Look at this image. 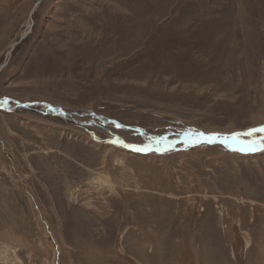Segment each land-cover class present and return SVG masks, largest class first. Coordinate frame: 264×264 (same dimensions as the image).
Returning a JSON list of instances; mask_svg holds the SVG:
<instances>
[{
	"label": "rangeland",
	"instance_id": "1",
	"mask_svg": "<svg viewBox=\"0 0 264 264\" xmlns=\"http://www.w3.org/2000/svg\"><path fill=\"white\" fill-rule=\"evenodd\" d=\"M260 124L264 0H0V264H264V150L177 135Z\"/></svg>",
	"mask_w": 264,
	"mask_h": 264
},
{
	"label": "snow or ice",
	"instance_id": "2",
	"mask_svg": "<svg viewBox=\"0 0 264 264\" xmlns=\"http://www.w3.org/2000/svg\"><path fill=\"white\" fill-rule=\"evenodd\" d=\"M109 123L117 129H125L128 127L116 120H111ZM133 131L140 132L143 135L140 129H134ZM177 135L180 137L179 142L186 146L219 142L233 151L256 152L257 150H264V124L249 127L242 131H232L231 133L204 132L193 128H186ZM108 142L131 149L135 152H163L177 143L176 140L169 139L167 134L149 136L148 143L144 144L127 143L119 136H114ZM161 145H166L167 147H162Z\"/></svg>",
	"mask_w": 264,
	"mask_h": 264
},
{
	"label": "water",
	"instance_id": "3",
	"mask_svg": "<svg viewBox=\"0 0 264 264\" xmlns=\"http://www.w3.org/2000/svg\"><path fill=\"white\" fill-rule=\"evenodd\" d=\"M39 4V1L37 2V4L36 5H38Z\"/></svg>",
	"mask_w": 264,
	"mask_h": 264
},
{
	"label": "bare ground",
	"instance_id": "4",
	"mask_svg": "<svg viewBox=\"0 0 264 264\" xmlns=\"http://www.w3.org/2000/svg\"><path fill=\"white\" fill-rule=\"evenodd\" d=\"M84 218V217H83Z\"/></svg>",
	"mask_w": 264,
	"mask_h": 264
}]
</instances>
